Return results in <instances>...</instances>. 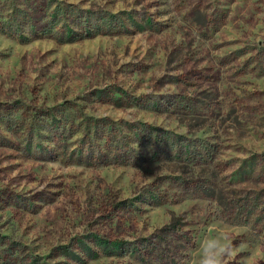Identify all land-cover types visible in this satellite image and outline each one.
I'll return each instance as SVG.
<instances>
[{
  "label": "rangeland",
  "instance_id": "1",
  "mask_svg": "<svg viewBox=\"0 0 264 264\" xmlns=\"http://www.w3.org/2000/svg\"><path fill=\"white\" fill-rule=\"evenodd\" d=\"M264 264V0H0V264Z\"/></svg>",
  "mask_w": 264,
  "mask_h": 264
},
{
  "label": "clouds",
  "instance_id": "2",
  "mask_svg": "<svg viewBox=\"0 0 264 264\" xmlns=\"http://www.w3.org/2000/svg\"><path fill=\"white\" fill-rule=\"evenodd\" d=\"M233 255L232 242L224 232L205 236L196 254V264H229Z\"/></svg>",
  "mask_w": 264,
  "mask_h": 264
}]
</instances>
